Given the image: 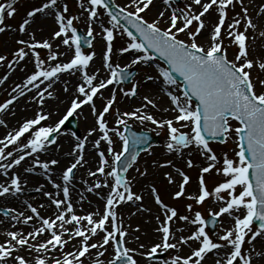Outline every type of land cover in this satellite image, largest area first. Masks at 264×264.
Returning a JSON list of instances; mask_svg holds the SVG:
<instances>
[{
	"label": "snow or ice",
	"instance_id": "obj_1",
	"mask_svg": "<svg viewBox=\"0 0 264 264\" xmlns=\"http://www.w3.org/2000/svg\"><path fill=\"white\" fill-rule=\"evenodd\" d=\"M168 2L169 0H164L165 4ZM14 3L15 0H11L7 4L0 3V33H3L7 27L3 23L5 14L12 17L16 11ZM152 3L153 0H130L128 6H117L118 11H113L109 0H87L89 7H85L81 2L79 6L88 12V29L85 36L77 34V28L74 26V20H78L79 17H68L63 14L69 11L67 5H64L62 13L57 11L54 14L58 30L53 33V39L59 38L61 44L72 51L73 55L67 62L59 61L46 66L45 59L41 58L36 49H48V61H58V56L66 55V53L53 51L52 44L48 40L37 41L34 34H31L30 40L20 39L17 41V44L22 46L14 53L15 61L9 63L8 66L12 67L13 63L18 64L23 61L31 52L36 70L27 76L23 86L17 84L12 89L13 92H18V96L14 95L0 104V112L9 109L15 100L24 97L34 89L36 94L32 100L41 108L33 118L26 119L18 129L8 133L5 139H0V170H2V174L7 176L9 170L21 165L26 157H32V166L26 169L27 172H32L37 167L48 172L50 166L59 164L60 161L54 158L41 161L38 154L47 151L49 146L56 145V137L59 136L65 121L83 105H88L96 117L97 125L89 130L88 136L99 131L101 135L94 141V147L99 149L101 141L105 142L108 156L105 155V151H99V166L96 171H89V175L92 177H96L97 173L105 177L103 184L97 180L86 191L91 193L96 189L106 187L109 188V192L106 196H101L99 192L95 193L105 202L102 213L99 210L84 215L76 213L70 198V186L73 170L85 162L83 152L87 140V137L82 140L77 136V143L71 153L75 159L63 170V183L57 184L52 181L58 191L55 194L44 192V195L57 210L54 217H41L37 207L31 204H28V208L34 215L25 216L23 212L14 215L12 209L0 210L6 216L11 215V218L17 223L22 222L27 225L33 221L34 217L40 222L38 227L27 234L22 231L6 233L8 239L4 243H0V264H9V258H11L12 264H31V261L23 255H14L20 248H25L30 253L45 254L37 256L35 264H85L92 249H97V256H103L108 251L107 246L112 248L111 259L107 264H138L134 258L136 250L126 246L125 237L128 232L117 213L118 205L143 199L140 194L133 192L131 182L121 175L122 172L126 173L133 166V162L137 160L136 152H132L130 156L126 155L130 152L131 147L147 142V137L130 131L128 121L132 119L141 123L148 121L158 129L167 128L168 140L165 147L169 153L179 155L183 150L195 146L208 163L207 166L201 167L198 194L189 195L187 198L194 200L197 204H203L207 198L214 196L217 201L221 202V206L218 211L210 210V214L214 218L228 214L234 219V227L219 236V240L224 243L214 242L209 232L206 231L207 221L200 211H195L191 219L188 215L178 216L177 210L165 204L156 188L152 187L155 203L161 207L164 219L161 221L159 216L156 217L159 221L156 231L161 233V241L154 244L146 255L152 257L157 254L158 250L178 249L179 246L189 245L190 241H196L199 246L193 248L189 256L184 258L176 256L172 259L171 264H202L206 255L213 250H217L218 256L215 259V264H253L251 254L246 253L243 246L247 242L254 251L252 242L257 237L264 238V91H256L257 82L253 80L251 70L254 66L264 70V62L255 64L249 58V37L246 33L249 28L255 29L257 26L248 15L247 7L243 6V0H206V2L192 0L194 5L200 7L199 12H195L192 5H187L186 10H179V14L172 11L168 26L161 28L159 19L149 22L142 15ZM237 3L241 5L243 15L237 13L235 17L229 18L228 9ZM214 6L218 12V21L209 33L210 42L207 45L198 43L197 38L205 28L202 17ZM56 7L57 0H47L41 7L28 11L27 18L19 26V31L25 32L26 26L30 25L38 13H44L46 9ZM127 7H132L134 10L128 11ZM99 9L107 12L110 18L108 23L111 24V27L101 25L102 38L106 42L103 67L108 70L109 76L107 79L97 80L99 70L93 74L88 72L90 62L93 61L96 52L85 53L82 50V45L92 47V40L95 39L92 25L99 18ZM260 12L264 13V6H261ZM121 14H123V19L142 38L140 42H137V36L133 31L121 25ZM159 15L160 18H163L164 12L162 11ZM226 19L229 20L227 27H225ZM242 20L245 25L243 31L239 28ZM194 22L196 26L195 30H192L190 26ZM117 28H122L130 38L127 46L119 50L121 55L130 52L136 53L130 64L123 68L119 64L114 65L111 62L114 31ZM181 33L187 39H181L179 35ZM260 35L264 36V32H261ZM225 38L229 39L230 44L237 47L234 59L228 58L230 45L224 43ZM151 50L159 53L170 66V69L161 68L159 70V75L165 84H176L174 72L183 77L185 84L183 92L180 94L167 93L171 107L164 111H171L174 115L168 119L158 120L147 111H143L142 109H147L149 106L157 107L152 99L145 96L143 99L146 103L141 107L122 113L117 112L116 127H109L105 115L109 113L116 101L115 92L99 111L95 107L94 98L98 93L102 96L101 90L109 85L129 80L132 73L128 69L132 65L150 62L152 57L148 53ZM7 59L0 55V62ZM76 72L81 74L82 81L76 86L78 95L71 100L65 115L54 125L43 124L42 122L46 121L50 115L45 113L42 107L46 99L45 94L48 98L53 97V93L49 89L53 87L61 73L74 74ZM3 79L6 80L7 76ZM147 79L151 80L152 77L148 76ZM45 82L47 84L41 89V85ZM0 83H3V80H0ZM258 83L264 88V80H260ZM137 89L138 85L133 84L130 89H121V92L126 97H135ZM64 91H68L67 85H65ZM194 97L198 103H194ZM230 118L238 121L240 126L232 128ZM4 124L5 121L0 119V125ZM182 129H188V131ZM232 133H235L237 140L238 150L235 151V158H230L225 153L221 161V158H218L210 147L208 138L223 137L226 142ZM72 135L75 136V133ZM113 135L118 137L121 142L120 151H115L113 148ZM22 138H24L23 141ZM9 145L16 146L15 154L12 150L6 151ZM108 157H111V163ZM2 161L8 162L2 163ZM169 166L181 177L177 190L172 194L173 199H179L185 196V186L189 184L190 177L183 169L176 167L171 160L160 165V167ZM186 166L188 168L194 166L192 159L186 160ZM106 169L108 170L106 171ZM136 170L139 171V169ZM213 170L222 175L224 180L210 191L206 186L204 174ZM141 175H146V171ZM165 177L169 184L176 183L171 172L165 173ZM108 178L112 179L111 184ZM49 180L51 181V176H49ZM238 187L240 190L237 192ZM22 190L19 175L13 174L10 183H0V197L10 192L20 193ZM40 190V188L36 189L38 192ZM61 192L63 199L59 198ZM80 199H84L83 194ZM187 209L192 212V205H187ZM241 209L244 210L243 213L236 215L235 213H239ZM174 218L197 225V227L190 235H181L177 239L175 231L183 232V229L173 230ZM254 222H258L255 231L252 228ZM212 223H216L215 219L212 220ZM69 225L72 227L69 228ZM136 230L138 231L139 228L137 227ZM45 233H48L46 241L30 243ZM250 233L251 235H249ZM98 235L101 236V239L97 241L94 238ZM72 240H76L77 244L73 245L72 250L64 252L63 249ZM228 246H230L229 252L224 256H219L218 251ZM140 247L143 248L144 245H140ZM53 250L59 251L62 258L46 255ZM256 255L261 256L262 253L257 252ZM92 264H104V262L95 259Z\"/></svg>",
	"mask_w": 264,
	"mask_h": 264
},
{
	"label": "rangeland",
	"instance_id": "obj_2",
	"mask_svg": "<svg viewBox=\"0 0 264 264\" xmlns=\"http://www.w3.org/2000/svg\"><path fill=\"white\" fill-rule=\"evenodd\" d=\"M10 1L11 0H0V3L6 4V3H9ZM46 2H47V0H18L16 3H14L15 4L14 8L16 9L14 15L12 17H8L5 14V19H4L3 23L7 27L3 33H0V55H3L5 57H7L8 59L6 61L0 62V80H3V83H0V104L6 102L8 99H10L14 95L18 96V92H13L12 89L17 84H20L21 86H23L27 76L32 74L36 70L35 66H34V57H33V54L31 52L23 61H20L18 64L13 63L12 67L8 66L9 63L15 61L16 57H15L14 53L16 52V50L19 47L22 46V45L17 44L18 40H20V39L30 40L31 34H34L35 39L37 41L43 42L44 40H48L52 44V50L61 53L62 49H60V47H57L58 42L56 39H53V36H51V35L56 30H58V26H57V22L55 20L54 14L57 11L62 13L64 5H67L69 11H68V13H63V14L68 16V17H73V16L79 17L78 20H74V26L76 28L80 27L81 29H83V31H85L87 33L88 12L79 6L80 3L83 2L85 7H89V5L87 4V0H57V7L56 8L46 9L44 13H38L32 19V22L30 23V25L26 26V31L21 33L19 31V26L22 24L23 20L25 18H27V16H26L27 12L30 10H33L37 7H41L43 5V3H46ZM115 2L120 7H126L130 4V0H115ZM189 2H190V0H182L180 3H175L174 1L169 0L168 4H165L164 0H153V3L149 6L148 9L145 10L144 13H142V15L149 22H152L153 20L159 19L160 20V27L166 28L168 26V20H169L170 13L172 11H176L177 14H179V10H181V9L186 10V6L189 5ZM202 2H206V0H202ZM160 3L165 5V13H164L163 18H160V15H159L160 13L158 12V10L156 8V5L160 4ZM243 6L247 7L248 15L253 20V23L257 26L255 29L249 28L246 35L249 37V40H248L249 58L252 59L255 64H258L260 62H264V36L260 35L261 32H264V13L260 12L261 6H264V0H243ZM127 10L133 11L134 9L132 7H127ZM193 10L195 12H199L201 9L199 6L195 5V6H193ZM98 11L100 12L99 18L92 25L94 28L95 39L92 41V47L86 48L85 52L88 53L90 51H95L96 53H99L100 59L103 63V53H104V50L106 48V42L102 38L103 33H102L101 25H103L104 27H111V24H109L108 22H105V20L109 21V19H110L107 15V12L103 9H99ZM237 13H239L241 16L243 15V13L241 12V5L239 3L235 4L234 7L230 6V8L228 9V17L233 18L236 16ZM202 19L205 22V28L204 29L206 30V28L209 27L210 32H211L212 28L215 26L216 22L218 21V12L216 11L215 6L213 7V9H210L209 12L206 13L204 15V17H202ZM45 21H46V23H45ZM47 21H50V22L47 23ZM228 23H229V20L226 19L225 27H227ZM195 26L196 25L194 22L193 25L190 27L192 28V30H195ZM239 28L241 31L244 30L245 25H244L243 20L241 21V25L239 26ZM204 29L202 30L201 35L197 38V40H198V43H202V44L207 45L210 42V39H209V33L210 32H207V34H204L203 33L205 31ZM222 32H223V30H222ZM179 35H180L181 39H187V37L183 33H181ZM129 39L130 38L126 35L125 32H123L122 28L115 29L112 56L115 54V52H117L118 58L113 59V63L115 62L114 65L119 64L121 67H125L126 65L130 64L131 60L136 55V53H134V52H133V54H128L127 56H123V55L120 56L121 54L119 55V52H120L119 50L122 47L127 46ZM137 42H140V41L137 39ZM224 43L226 45H230L228 47V58L230 60L234 59L235 54L237 52V47L235 45L230 44V41L227 38L224 39ZM26 51H27V49H26ZM36 51L39 52L42 59H45L46 66L49 63L54 64V63L59 62V61L67 62L68 60H70V58L73 55L72 51L68 50V53H66V55H63L62 57L58 56V61H48L47 60V56L49 53L48 49L39 48V49H36ZM111 61H112V59H111ZM157 62L159 65L157 64V66H156L157 72L155 75L158 78L163 80V78L159 75V70L161 68H163V66H165V65L163 63H160L159 61H157ZM155 64H156L155 62L150 61L146 64L141 63V64H137V65H132V67H136V69H138V73L136 74V76L134 77V79L131 81L130 84L119 83V84L110 85V87L107 88L108 89L107 92H105L104 90H101L102 96H101V94L98 93L97 97H95V99H94L95 107L99 111V110H102L106 100L111 97L113 92H115L116 101L113 104L112 108L110 109L109 113H107L105 115V119L108 122L109 127H113V128L116 127L115 120H116L117 112L122 113L124 111H131V110H134L135 108L141 107L144 103H146L143 99L145 96L152 99L156 103L157 106L159 105L157 102H160L159 99L164 97V100L163 99L162 100L165 101L166 104L171 107L170 98L167 95V93L172 92L173 94H180L183 92L182 85L180 83L176 82L175 85H170L169 88H165V87L160 88L159 89L160 90L159 95L152 94V90H150L148 88L149 84L147 83V80L145 79V76L147 77V75H144V73H147V72L146 71L144 72V68H145V66L150 68L149 66H151V65L155 67ZM90 65H91V63H90ZM90 65H89V67H90ZM88 72H89V68H88ZM61 74L65 75V73H61ZM78 74L81 75L79 72L75 73V75H78ZM5 76H7L6 80L3 79ZM108 76H109V72H108V70L105 69V72L100 77H97V80L107 79ZM251 76H252L253 80L255 82H257L256 83V91L257 92L264 91V88H262L260 86V84L258 83V81L264 80V70H261L259 67L254 66L253 69L251 70ZM62 77L60 78V80L63 81ZM62 81L59 83H62ZM81 82H77V83L75 82L74 83V87H75L74 89L75 90H76V86ZM59 83L55 82L53 84V87L51 89H49V91H51L53 93L52 98H48L47 94H45L46 99H45V102H44L42 107H43V111L45 113L50 114L49 118L46 121L42 122L45 125H54L66 113L67 108L70 106L71 100L78 95L77 92H76V94H74L72 92V94L69 93L68 99L67 98L61 99V96L65 95V93H67L68 91H64L65 87H62V85H59ZM46 84H47V82H45V84H42L41 89H43ZM133 84L138 85L137 95L135 97L124 96L123 93L121 92V89L128 90L133 86ZM59 93H61V94H59ZM35 94H36V90L34 89L32 92L27 93L24 97H19L17 100H15L13 102V104L9 106V109L5 110L4 112H0V119H3L6 116L4 119L5 124L0 125V138L1 139H5V137L7 136L8 133L14 132V130L18 129V127L26 119L33 118L35 116V114L38 111H40L41 106L32 100V97ZM52 100L54 102H56V105H57L56 109L50 108L53 104ZM59 110H60V112H59ZM142 110L147 111L149 114L153 115L158 120L168 119L174 115L172 112L171 113L168 112L162 116V115H160V113L155 112L151 106H149L147 109H142ZM86 112L93 115L92 109L88 105L78 109L74 115L76 120H77L79 129H80V133L75 132L73 129H69L67 126H63L61 128V132H60L59 136L56 137L57 143L55 146H57V147L55 149H57L61 152H62V150L68 151L71 149L72 145L69 143H66L65 138L71 139L72 143L75 146V144L77 143V140H76L77 136L80 137L82 140L85 137H87V135H86L87 130L85 128H82L84 126L82 119H83V117L86 116ZM13 115H27V116H25L24 118H19V119L10 118ZM93 117H94V125H95V127H97L96 117L94 115H93ZM80 123H81V125H80ZM128 123L132 124L135 128H138V129H148V130H150L156 134H159L161 137V142L159 144L152 145L148 150L141 153V155L139 156L137 161L134 163L133 168L129 171V173L127 174V177H126V179L131 182V187H132L133 192L140 194L143 197L141 202H137L138 204H136V203H135L136 205L132 204L133 206L137 207V210L135 211L136 216H139V218H142V219L145 217V215H144L145 211H144V207H143V205H147V203L145 202V198H144L145 192L147 193L148 201L149 202L151 201V203L155 202L153 193L151 191L152 187L156 188V190L158 191L162 201L165 204L169 205L170 207H174L177 210L178 216L179 215H188L189 218H193L194 212L200 211L206 219V217H208V215H211L210 210L212 212L219 210V207L221 206V202L217 201L214 196H210L209 198H207L203 204H197L194 200L187 198L189 195L198 194L199 176L201 174V167L207 166V163H208V161H206L200 155V152L195 148V146H192L189 149L183 150L182 154H179V155L175 154V153H169L165 147L167 140H168L167 128L158 129L155 125L151 124L148 121L141 123L140 121L135 120V119L129 120ZM230 124H231L232 128L240 126L235 121L234 122L231 121ZM182 130L188 131V129H182ZM73 133H75V136L72 135ZM100 135H101V133H100ZM23 140H24V138H22V141ZM62 140H63L64 144H61ZM113 140H114V144H113L114 150L120 151L121 142L119 141L118 137L113 135ZM89 141H90V138L87 137V140L85 141L84 149H86L87 146L89 144H91V147L95 148V151H96L97 148L94 147V141L91 143H89ZM209 143H210V147L217 154L218 158H221V161H222V157L225 153H227L230 158H235V151L238 150L235 133H232V135L229 138H227L226 142H223V143L222 142H209ZM51 146H53V145H51ZM51 146H49L48 148H51L50 151L53 152L52 151L53 148ZM15 149H16V146L9 145V147H8V149H6V151H8V150L14 151ZM106 149H107V144L105 142H101L100 147H99V151H105V155L108 156ZM95 151H94V153L97 156L98 151H96V152ZM61 152L55 153V155L53 156L54 159L59 160L60 163L57 165H54V166H50V170L48 172H45L43 169H41L39 167L35 168L37 171L43 173L44 177H42L41 179L46 182V185L41 183V187H40L41 190L39 192L41 193L42 196H45L44 192H51L52 188L55 189L52 181H54L57 184L61 183V181H59L57 179L56 174L58 173V175H60V177L62 179L63 170L67 166H69L72 162H74V159H75L74 155H71L68 153H61ZM15 153H16V151H15ZM38 155H39V159L41 161H48V157L50 155H52V153L48 152V150H47L45 152L39 153ZM188 159H192V161H193L194 166L192 168H188L186 166V160H188ZM28 160H30V161H28ZM154 160H156L155 163L153 162ZM168 160H171L176 167L183 169V171L190 177L189 184L185 186L186 194L184 197H181L179 199H173L172 194L177 190V185L179 184L181 177L175 173L174 169L171 166L160 167L161 164H163L164 162H166ZM27 161L30 163V166H32V157H26V160L24 162L22 161L21 165H19V166L21 167L23 165V163H25ZM110 163H111V157H110ZM93 165H94V171H96L97 167L99 166V156ZM152 167H153V170H152L151 175L149 174L148 176L143 178L144 176L141 175V173L145 172V171H146V173H148L149 169ZM57 169H59V171ZM136 169H139V171H137ZM107 170L108 169H106V171ZM167 172H171L173 174V177H174V180L176 183H173V184L168 183V180L165 177V173H167ZM78 173H79V165L76 168V174L75 175H78ZM13 174L20 176L19 171L18 170L15 171V168H14V171L9 170L7 176L3 175L2 170H0V176L7 179L8 183H10V178L12 177ZM204 175H205L206 186L210 191L214 188L215 185L219 184L220 182H222L224 180V177L222 175L217 174L215 170L211 171L210 173L204 174ZM49 176H51V181L49 180ZM21 182H22V187L24 189L25 184L23 183L22 179H21ZM48 183H50V185ZM109 183L110 184L112 183L111 178H109ZM91 185H93V184L92 183H90V184L85 183L84 187H85V189H87ZM144 186H145V188H144ZM49 187H51V188H49ZM239 190L240 189L238 187L237 192ZM108 191H109V188L106 190V192L103 191V192H99V193L101 196H105ZM96 192H98V191L94 190L93 192H91V193L88 192V193L91 195H94L95 197L100 199L95 194ZM9 194H16V193L10 192ZM45 197H47V196H45ZM61 197H62V192L59 195V198H61ZM104 203L105 202L103 200H101V204L99 206L101 213L103 212ZM30 204L32 206H36V205H33V203H31V202H30ZM189 204L192 205V212H189L187 209V205H189ZM138 208H140L142 210H138ZM2 209H8V208L0 205V210H2ZM29 210L30 209L28 208V212L25 214V216L33 215L31 212H29ZM243 211L244 210L241 209L239 213H235V214L241 215L243 213ZM91 212H95V211L94 210H87L86 212H84V214L85 213H91ZM39 213H40L41 217H45V218L54 217V215H55V213L53 211H46V212L45 211H39ZM0 214H4L3 211H0ZM134 214H133V216H134ZM160 217H161V221H162L163 215L161 214ZM8 218L12 222H15V220H13L11 218V215H9ZM219 219H221V221H220L219 225L217 226V230L215 233H213V234L210 233V231L206 228V231L209 232V235L213 238V240H216L217 238H219V236L223 235L226 230H229L232 227H234V219L232 216H229L228 214H223L222 216H220ZM181 222H182L181 220L174 218V222L172 223V228L174 229V227L177 224H179V226H180ZM39 223L40 222L37 223L36 227L39 226ZM125 224L126 225L124 228L127 229L126 226L130 225V224H128V221H126ZM196 227H197V225H193L192 227H190V230H189L190 233H192ZM256 227L257 226H255L254 224L252 225L253 231L256 230ZM33 230L34 229L29 230V231L24 230V232H26V234H27L28 232L33 231ZM9 231H17V230L12 229ZM177 235H179L178 237H176L177 239L181 235L186 236V234L184 232H181L180 234H177ZM249 235H251V233ZM128 236H129V234H128ZM47 238H48V235H45V236L41 235V236L37 237L36 240H32V242H33V244H35L37 242H44L47 240ZM7 239H8V237L6 236V234L3 235L0 238V243H4ZM100 239H101V236H98L97 238H95V240H97V241ZM160 240H161L160 237L158 239H153L152 241H149V240L143 241L141 238L139 241V245H144L143 248H141L140 246L135 248L134 246H131L129 244V242L126 243L127 244L126 246L130 249L136 250L135 254H134V258L138 261V264H171V261L174 257H176V256H180L181 258L187 257L191 254V251L193 248H196L199 246L197 242L193 246H191V244H190L191 242H189V245H187V247L184 246L186 248L185 252H180V251L177 252V250H175V249L163 250V252H161L159 250V252H161L163 257L159 260H152V259L150 260V257H148L146 255V253L151 248V246H153L154 244H157L156 242H160ZM246 240H247V238H246ZM218 242H221V241L219 240ZM252 245H254V241L252 242ZM107 247H108L109 252H106L104 254V255H107L106 258L108 257V254L112 255V248L110 246H107ZM257 248H258V252L262 253V255L261 256H257L256 254H255L256 256L251 255L253 258V264H264L261 262H257V260L259 261L264 256V245L259 244L257 246ZM254 249H255V247H254ZM229 250H230V246H228L227 252H229ZM243 250L246 253L250 254V253H252L251 251H253V248L251 245H249L246 242L245 245L243 246ZM65 252H67V251H65ZM95 253L97 254L96 251L91 250L90 254L88 255L87 259L85 260V264H91L92 261H90V255L92 258ZM210 253L211 252H209V254ZM225 254L223 253L219 256H224ZM15 255H20V254H19V252H16ZM216 258H218L217 255L211 256V261H209L207 264H215ZM101 261H103V258ZM9 264H12L11 258H9ZM34 264H35V260H34Z\"/></svg>",
	"mask_w": 264,
	"mask_h": 264
},
{
	"label": "bare ground",
	"instance_id": "obj_3",
	"mask_svg": "<svg viewBox=\"0 0 264 264\" xmlns=\"http://www.w3.org/2000/svg\"><path fill=\"white\" fill-rule=\"evenodd\" d=\"M189 5H192V7L195 6L192 3L191 0L189 2ZM156 8H157L159 13H161L162 11L165 13V5H163L162 3L157 4ZM48 22H50V21H47V23ZM105 22H108V20H105ZM45 23H46V21H45ZM57 26H58V24H57ZM207 32H210V28L209 27H207L206 30L203 33L207 34ZM51 36H53V34ZM56 40L58 42V45H59L60 49H62L61 53H68L69 49H67L66 46H63L61 44L60 39L56 38ZM120 54L121 53L119 52V55ZM128 54H133V52L125 53V54H123V56H127ZM120 56H122V55H120ZM114 58L115 59L118 58V53L117 52H115V54L111 57V59H112L111 62L112 63H113V59ZM152 61L153 60H151V62ZM157 64H158V62L155 64V67L151 65V66H149L150 68H148L146 66L144 68V72L145 71L147 72V73H144V75H147V77L148 76L152 77V79L149 80L145 76V79L147 80V83L149 84L148 88L150 90H152V94H154V95H159L160 94V90H159L160 88H162V87L169 88V86H170L168 84H165L162 79L158 78L155 75L156 72H157L156 71L157 70L156 69ZM97 70H99L98 77H100L105 72V68L103 67V63H102V61L100 59L99 53H96V56L94 57L93 61L91 62V65L89 67V73L90 74L97 73ZM63 75L64 74H60L59 79L56 80L55 82H58V83L61 82L62 80H60V78ZM62 79H63V81H62V83H59V85H62V87H65V85H67L68 92L65 93V95L61 96V99L62 98L63 99H66V98L68 99L69 93L72 94V92H73L74 94H76V90L74 89L75 88L74 87V83L75 82L76 83L77 82H81V75H79V74L75 75V73L74 74L65 73V75L62 77ZM102 90L107 92L108 89L105 88V89H102ZM59 94H61V93H59ZM162 99L164 100V97L159 99L160 102H157L159 105L156 108H153V109H154L155 112L160 113V115L163 116L164 114H166L168 112L171 113V111H168V112L164 111V109L170 108V106H168L166 104V102L163 101ZM50 108L56 109L57 108L56 102L53 101V104H52V106ZM59 112H60V110H59ZM25 116H27V115H13L10 118L19 119V118H24ZM5 117L3 118V120L5 119ZM82 121H83V125H84L82 128H85L87 130L86 131V135H87L88 138H90L89 143H91V142L95 141L96 139H98L99 136H100L99 131L93 133L92 136H88L89 130L92 129V128H95L93 115H91L88 112H86V116L83 117ZM80 125H81V123H80ZM65 142L72 145L71 149L68 150V151L62 150V152H61V151L55 149L57 146L53 145V146H51L53 148L52 149L53 152L50 151L51 148L47 149L48 152L52 153V155H50L48 157V160L53 159L54 158L53 156L55 155V153H58V152L68 153V154H71L73 152V149H74L75 146L72 143V140L69 139V138H65ZM101 142H103V141H101ZM61 144H64L63 140L61 141ZM15 151H16V149L14 150V153H15ZM94 151H95V148L91 147V144H89L87 146V148L84 149L83 155H84V161L85 162L82 163V166L79 165V173H78V175L75 176V179L71 183V186H70L71 187V191H70L71 202L73 204V207H74L76 213L79 214V215H83L84 212H86L87 210H94L95 212L97 210L100 211L99 206L101 204V200L98 199L97 197H95L94 195L89 194L86 191L85 187H84L85 183L94 184L97 180H99L103 184L104 179H105V177L101 176L98 173H97L96 177H92V176L89 175V171H94V165L93 164L98 158L96 156V154L94 153ZM9 159H11V158H9ZM28 161H30V160H28ZM28 161L23 163V165L21 167L20 166H16L15 167V171H17V170L19 171L20 177H21L23 183L26 181V183H24L25 186H24L23 191L21 193H16V194H5L3 197H0V205L1 206H5L8 209L14 210V212H13L14 215H17L20 212H23L24 215H25V213L27 211V208H28V204L31 202V203H33V205H36L35 207H37L38 211H45V212L46 211H53L56 214L57 210L51 204V201L48 199V197L42 196L40 192L36 191L37 188L41 187V183L46 185V182L41 179L42 177H44L43 173L37 171L36 169H34V171H32V172H27L26 169L31 167L30 163ZM7 162L8 161H2V163H7ZM153 162L155 163L156 160H154ZM11 170L14 171V168L11 169ZM57 170L59 171V169H57ZM152 170H153V167L149 169V171H148V173H146V175H143L144 176L143 178H145L149 174L151 175ZM56 177H57V179L59 181H61L60 184H62L63 181H62L60 175H58V173L56 174ZM108 180H109V178H108ZM0 183L7 184L8 181H7V179H5V178L0 176ZM48 184L50 185V183H48ZM49 188H51V187H49ZM107 189L108 188H106V187H101L100 189H96L95 191H98V192H103L104 191V192H106ZM57 191H58L57 189H54V188L51 189V192L54 193V194ZM81 194H83V196H84L83 200L80 199ZM62 199H63V197H62ZM145 199H146L148 204L146 206V211L144 213L145 217L143 219L139 218V216H136L135 211L137 210V207L132 205V204H134L136 202H140V201H132L133 203H131V202L122 203L121 206H117V213H118V216L122 219L123 226L125 227L126 221H128V224H130V225L126 226V228L128 229V230L127 229L126 230H127L128 234H129V236L127 235L125 237V242L126 243L129 242V244L131 246H134L135 248L140 246L139 245V241H140L141 238H142L143 241L144 240L145 241H147V240L152 241L153 239H157L160 236V233L158 231H156L157 227L159 226V221L156 219V217L157 216L160 217V214L162 213V211L159 209V207L155 203L149 202L147 196L145 197ZM41 205H43V207H41ZM138 209H140V208H138ZM85 214H87V213H85ZM133 214H134V216H133ZM160 220H161V218H160ZM38 222H39V220L34 219L33 221H30L29 224L25 225L22 222L21 223H16V221L12 222L8 218V216H6L4 214H0V238L3 235H5L7 232H9V230H12V229L13 230H17V231H22L23 233L26 234V232H24V230H26V231L31 230L32 228L37 226ZM191 225L188 222L181 223L180 226H179V224H177L174 227V231L177 228H182L183 232L186 234V236L190 235L191 233H190L189 230H190V227L193 226V225L192 226ZM68 227L71 228L72 226L69 225ZM137 227L139 228L138 231L136 230ZM180 233H181L180 231H175V236L178 237L179 235H177V234H180ZM97 237H95V238H97ZM136 237H138V239H136ZM190 242H191L190 243L191 246H193L196 243V241H190ZM215 242H216V240H215ZM30 243L33 244L32 241H30ZM218 243L223 244L224 242L222 241V242H218ZM76 244H77V241L76 240H72L69 243V245L63 249V251L65 252V251L72 250L73 249V245H76ZM259 244L264 245V238L257 237V239L254 241L255 249H254V251H251L252 252V253H250L251 255L256 256L255 254L258 252L257 246ZM184 246L187 247V245H182V246H179L178 249H175V250H177V252L178 251L185 252L186 248ZM93 250L97 252V249H92V251ZM227 251H228V247L222 248V249H220L218 251V255H220L222 253L225 254ZM18 252H19L20 255H24V257L26 259L31 261V264H34V260H35V258L37 256L45 255L44 253H35V252H31L30 253L25 248H20L18 250ZM107 252H109V251H107ZM212 253H214V254L213 255L212 254H208L205 257V259L203 260L202 264H207L209 261H211V256H216L217 255V250H213ZM14 255H15V253H14ZM46 255L55 256L56 258H62L61 257V253L59 251H56V250H53L52 252H50V253H48ZM106 256L107 255L97 256L96 253H95L92 258H91V255H90V261H93L95 259L102 260V258H103L104 264H107L108 260L111 259V255L108 254L107 258H106ZM257 262L264 263V256L259 261L257 260Z\"/></svg>",
	"mask_w": 264,
	"mask_h": 264
},
{
	"label": "water",
	"instance_id": "obj_4",
	"mask_svg": "<svg viewBox=\"0 0 264 264\" xmlns=\"http://www.w3.org/2000/svg\"><path fill=\"white\" fill-rule=\"evenodd\" d=\"M110 7H111V10H113V11H116L118 8L116 7V6H114V5H112L111 3H110ZM127 24V23H126ZM127 26L128 27H130L131 28V25L130 24H127ZM132 29V28H131ZM133 30V32H135V30L134 29H132ZM136 33V32H135ZM137 35H139L138 33H136ZM154 52H155V50H153ZM158 56H160L159 55V53H157V52H155ZM161 57V56H160ZM163 58V57H162ZM176 77H178V78H180V79H182L183 80V77H181L180 75H179V73H173ZM195 98V97H194ZM209 138H213V137H209ZM214 138H222V137H214ZM253 180H254V177H253ZM258 223V222H257Z\"/></svg>",
	"mask_w": 264,
	"mask_h": 264
}]
</instances>
